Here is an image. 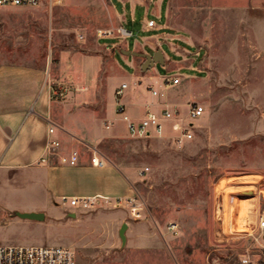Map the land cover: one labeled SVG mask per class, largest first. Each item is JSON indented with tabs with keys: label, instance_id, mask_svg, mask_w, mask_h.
<instances>
[{
	"label": "rangeland",
	"instance_id": "rangeland-1",
	"mask_svg": "<svg viewBox=\"0 0 264 264\" xmlns=\"http://www.w3.org/2000/svg\"><path fill=\"white\" fill-rule=\"evenodd\" d=\"M61 1L52 10L0 8V63L44 68L51 83L72 93L78 109L103 118L121 76L129 83L133 71L119 52L118 66L101 47L118 40L104 37L99 46L96 42L98 31L117 36L119 19L111 0ZM166 6L161 17L149 7L146 19L160 26L167 22V12L170 30L185 35L195 48L172 42L186 50L189 65L178 71L157 65L154 72L198 77L187 80L190 103L204 107L202 117L189 127L193 138L180 147L171 141L131 138L100 144L113 162L138 173L135 197L142 216L136 222L154 238L146 246L122 244L120 222L83 215L50 221L53 240L75 252L76 264H264V234L257 230L264 213V7L211 5L210 0H168ZM142 15L137 13V23L125 24L133 33L123 40L128 47L157 34L145 31ZM162 49L168 53L167 44ZM198 66L200 73L190 69ZM182 88L173 85L168 93ZM187 110L182 107L180 114ZM31 188L0 184V245L21 246L19 239L35 234L34 220L10 213L39 205L27 190ZM222 189L233 206L227 232L222 227ZM240 205L247 210L240 219L243 229L237 231ZM116 209L99 204L89 212ZM173 225L176 233L169 231Z\"/></svg>",
	"mask_w": 264,
	"mask_h": 264
},
{
	"label": "crops",
	"instance_id": "crops-1",
	"mask_svg": "<svg viewBox=\"0 0 264 264\" xmlns=\"http://www.w3.org/2000/svg\"><path fill=\"white\" fill-rule=\"evenodd\" d=\"M61 2L55 0V5L51 8L50 5L41 7L45 6L52 10L61 6ZM111 2L119 19V28L130 31L125 24L137 23V13L142 11L145 15L141 16L139 22L146 20L147 24L153 21V27L147 28L145 25V31H154L157 34L129 47L123 42L124 38L112 36L109 38L118 40L117 44L101 46L109 50L114 61L116 52H119L126 65L133 70L128 77L129 83L124 79L127 77L121 76L123 80L111 92L112 98L103 118L95 114L89 116L78 109L72 93L69 94L68 91L62 98H52L51 89L60 83L57 85L51 83L44 68L15 62L0 63V184L19 187L29 185L32 188L27 190L39 200L37 207L11 211V214L15 215L18 212L43 216L41 220L33 221L34 235L24 236L18 240L23 244L21 246H59L57 241L53 240L50 221L77 219L83 215L102 219L110 217L121 225L126 224L125 242L129 244L146 246L154 238L142 222L130 221L127 207H119L110 210L109 213L103 211L92 213L89 212L91 209L72 207L68 201L63 203L64 199L70 198H107L114 201L136 196L135 183L138 173H135L132 167L117 165L100 150V144L104 142L131 138L126 123L116 114L118 99L115 91L121 85L125 84L126 89L119 97V102L132 121H140L149 112L159 114L164 109L177 113L173 119L163 122L161 137L152 134L131 139L170 142L187 128L189 121L187 113L184 116L180 112L182 107L188 109V106L193 104L190 103L193 97L192 89L187 80L198 77L184 79L175 74L174 77L179 78L178 86L183 88L180 92L169 94L168 90L172 87L165 89L162 85L163 79L168 76H159L154 72L157 65L165 70L175 71L189 65L190 61L185 58L186 50L172 42L195 48L185 35L170 30L167 12V22L160 26H157L153 19H146L149 7H153V13L161 17L164 4L167 3L166 8L168 7V0H111ZM210 2L211 5H250L252 9L264 7V0H210ZM130 32L132 37L133 33ZM98 40L97 38V45ZM164 44L168 46V53L162 49ZM156 52L160 53L158 59L161 63L149 68L142 55L152 56ZM171 53L182 56V59L178 62L172 60L169 56ZM195 56H199V51ZM199 66L190 69L200 73ZM121 73H124L122 69ZM130 86L133 87L132 91H128ZM152 90L158 91V95L154 96ZM50 125L55 126V133L52 136L48 135ZM51 139L58 140L60 147L49 153L46 144ZM93 148L105 159L106 164L103 167L91 165ZM73 151L79 155L76 165L60 162L62 157H68ZM104 207L111 208L107 205ZM48 219L51 224L47 222Z\"/></svg>",
	"mask_w": 264,
	"mask_h": 264
},
{
	"label": "built area",
	"instance_id": "built-area-1",
	"mask_svg": "<svg viewBox=\"0 0 264 264\" xmlns=\"http://www.w3.org/2000/svg\"><path fill=\"white\" fill-rule=\"evenodd\" d=\"M47 3L50 5H55V0H0V8L7 7H19V8H39ZM154 22H147V28L153 27ZM117 36L124 39L131 37V32L123 28H118ZM104 37H112L111 32L98 31L97 38L102 39ZM80 39L82 37L80 36ZM179 84L178 77H165L163 79V87L168 89L173 85ZM126 89V85H121L115 91V95L118 99L116 103V114L119 115L122 120L126 123L129 136L131 138H143L150 135H155L161 137L163 135V122L171 120L176 116V112L164 109L161 113L155 114L149 112L140 121H132L125 113L124 106L119 102V97L122 96L123 91ZM67 88L64 85H58L56 88L51 89L52 98H62L65 96ZM154 96L158 95V91H153ZM204 114V107L197 103L190 104L187 110L188 117V127L183 130L180 134L174 137L171 142L176 146H182L186 142L193 138L192 128L194 122L202 117ZM108 128V126H107ZM55 133V126L50 125L48 129V135L52 136ZM60 147V142L55 139L47 141L46 150L47 152H53ZM93 155L91 157V165L95 167H103L106 164L104 158L100 157L96 149L93 148ZM78 153L73 151L68 157H62L60 162L63 164L74 166L78 162ZM144 171L140 173L143 176ZM69 202L72 207H82L84 209H92L95 206L107 205L111 208L127 207L129 211V216L133 220H138L141 218L142 214V204L138 201L136 197L129 199H116L110 201L107 198H70L64 199L63 203ZM257 230L264 234V213L258 218ZM169 231L176 233V226H171ZM247 260L243 263L247 264ZM0 264H76L75 252L63 246H6L0 245Z\"/></svg>",
	"mask_w": 264,
	"mask_h": 264
},
{
	"label": "bare ground",
	"instance_id": "bare-ground-1",
	"mask_svg": "<svg viewBox=\"0 0 264 264\" xmlns=\"http://www.w3.org/2000/svg\"><path fill=\"white\" fill-rule=\"evenodd\" d=\"M219 192H222L223 193V197H222V199H223V202H225V207H226V212H225V214L223 213V226L222 227H224V229H225V232H227V231H231V229H230V222L232 221L231 220V218H232V214H231V212H232V209H233V206L232 205H230V197H229V195H228V193L227 192H225V189H222V190H220ZM218 192V193H219ZM228 207H227V206ZM249 206V205H248ZM250 207H251V205H250ZM238 209H239V216H238V218H236L235 219V227L237 228V231H241L243 228H242V226L240 225L241 223H240V219L242 220L244 217H245V215H246V207L245 206H243V205H240V207H238ZM250 216V215H249ZM230 217V218H229ZM251 219V218H250ZM242 228V229H241ZM246 228V227H245ZM228 233H230V232H228Z\"/></svg>",
	"mask_w": 264,
	"mask_h": 264
},
{
	"label": "water",
	"instance_id": "water-1",
	"mask_svg": "<svg viewBox=\"0 0 264 264\" xmlns=\"http://www.w3.org/2000/svg\"><path fill=\"white\" fill-rule=\"evenodd\" d=\"M160 55L159 52L154 53L152 56L150 55H142V57L145 59V64L148 65L149 68L153 67L156 63H161L158 59V56ZM15 216L22 218V219H29V220H41L43 218V216L41 214H34V213H30V214H26V213H15ZM127 228L126 224L121 225L118 235L119 238L122 241V244L125 243V230Z\"/></svg>",
	"mask_w": 264,
	"mask_h": 264
}]
</instances>
